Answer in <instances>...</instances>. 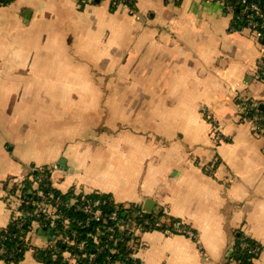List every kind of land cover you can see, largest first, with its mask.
Segmentation results:
<instances>
[{
  "label": "crops",
  "instance_id": "obj_1",
  "mask_svg": "<svg viewBox=\"0 0 264 264\" xmlns=\"http://www.w3.org/2000/svg\"><path fill=\"white\" fill-rule=\"evenodd\" d=\"M134 1V15L108 0L0 5V229L46 175L62 195L145 217L149 199L148 217L188 227L129 232L137 264H232L239 234L264 264V136L241 114L264 105V37L235 33L233 9L208 0ZM49 238L30 229L14 264H45Z\"/></svg>",
  "mask_w": 264,
  "mask_h": 264
},
{
  "label": "trees",
  "instance_id": "obj_2",
  "mask_svg": "<svg viewBox=\"0 0 264 264\" xmlns=\"http://www.w3.org/2000/svg\"><path fill=\"white\" fill-rule=\"evenodd\" d=\"M13 0H1L0 5H7ZM86 0H81L84 4ZM88 1V0H87ZM96 0H90L92 3ZM123 3L127 4L128 7L134 8V0H122ZM167 1V0H166ZM175 4H178L180 0H171ZM239 0L236 6L233 8L234 16L240 15L243 13V7L239 6ZM255 3L259 7H263L264 0H247V4ZM81 4V5H83ZM110 9L114 11L115 9L110 6ZM236 25L235 23H232ZM264 39H261L263 41ZM245 104H254L252 109L249 111L251 115L257 114L262 118L261 121L257 122L261 132L264 136V105L261 103H255L250 100H245L241 102V107ZM244 117H249L247 111L241 113ZM44 182L49 186V190L44 189ZM44 182H40V188H38L37 194L35 191L30 194L24 193L29 197V202L26 203L25 197H23L20 207H24L29 212H34L38 216H32L28 219L26 224H22L20 227H17V224H9L6 228L0 229V247L3 246L9 252L15 255V260L13 262H5V264H14L18 262L23 253H24V244L23 237L29 232L30 229L36 231H47L49 234V239L51 236H59L67 238V240L73 241V245L67 247L63 240H57L54 249L45 250L42 254H37L45 264H68L63 260L62 255L60 254L64 248L69 250L70 254L78 253L80 259H77V264H88L87 255L93 254L95 256V264H137L138 262L132 259L129 256L130 250L127 247L130 236L126 235L128 229L123 232L111 233L108 229L115 226L116 223L120 222L121 219L127 218L128 226L136 225L141 228L142 231H151V230H163L166 229L173 231L172 228L178 224V222L170 217H166L163 213H154L150 217H145L143 214L139 215L133 214V208L124 209L122 206L117 205L113 199L109 196H100V195H90L89 197L85 196L84 198L76 197L73 194L62 195L53 187H51L50 180L47 177ZM41 192L44 197H47L51 202L59 199L63 203L57 208L53 203L47 204L43 203L41 200ZM24 195V196H25ZM31 198V199H30ZM90 198L91 200L100 201L104 204H100L98 209L100 210L99 220H92L88 223L87 226H83L81 222H84L89 218V215L82 213L77 210V208L84 205V201ZM72 199V200H70ZM51 207H54V210H51ZM115 212L117 214V220L112 221L105 217V215ZM160 222L161 227H155L154 224ZM36 224V225H35ZM111 235V239L107 238V235ZM94 238H96L100 244L97 246H106V250L98 252L95 249ZM17 245V246H16ZM258 247L255 242L243 234L236 236L233 249L230 251L229 260L232 264H254L253 261L257 257ZM256 254H255V253ZM81 255H85L84 257Z\"/></svg>",
  "mask_w": 264,
  "mask_h": 264
},
{
  "label": "built area",
  "instance_id": "obj_3",
  "mask_svg": "<svg viewBox=\"0 0 264 264\" xmlns=\"http://www.w3.org/2000/svg\"><path fill=\"white\" fill-rule=\"evenodd\" d=\"M108 1L110 2V6L113 7L114 9H119V8L125 9L126 8V10L131 15H134L133 8L128 7L127 4L123 3L122 0H108ZM208 1L211 3L222 4L227 9H233L237 4V2H235V0H208ZM0 2H1V0H0ZM238 4H239V6L243 7V13L233 17L232 23H235L236 25L232 24L231 30L234 31L235 33H239V34L251 31L252 33H254L258 37L259 36L264 37V5H263V7H259L255 3L247 4V0H239ZM258 66L260 69L263 68L262 67L263 64H262L261 60L258 61ZM253 106H254V104L243 105L241 107V113H243L244 111H247L249 114V117H246L244 115V119L252 124L255 131L261 132L262 129L260 128L259 124H257V122L261 121L262 118L259 117L257 114L251 115L249 113V111L252 109ZM46 178H47L46 175H38L35 177V180L40 183V182H44ZM43 185H44L45 190H49V186H47V183L44 182ZM41 200L43 203H47V204H50V203L54 204L55 203L54 204L55 207H57L63 203L59 199H56L55 201L51 202V200L49 198L44 197L42 192H41ZM100 204H104V203L100 202V201L91 200L90 198H88L84 201V205L77 208V210L81 211L82 213L89 215V218L87 220H85L84 222H81V224H83V226H87L88 223L92 220H99L100 210L98 209V207ZM32 216H38V214H35L33 212H29L23 207L21 209L16 210L11 215L9 224H17V227H20L22 224H26L28 222V219L31 218ZM105 217L112 220V221L117 220V214L115 212H111V213L105 215ZM127 221H128L127 218H123V219H121L120 222L116 223L115 226L110 227L108 230L111 233L123 232L126 229H128V233L129 232L133 233L135 231L138 232L139 227L136 225L128 226ZM154 226L155 227H161L162 224L160 222H156L154 224ZM172 230L173 231L166 229V232L181 233L184 235L190 234L188 227L185 225H181V223L176 224L172 228ZM126 235L131 236L132 234H126ZM107 238L111 239L112 237H111V235L108 234ZM129 239H131V238H129ZM68 241L73 244V241H70V240H68ZM94 242H95V244H100V242L96 238H94ZM47 243H48L49 249L55 248V245H54L55 243L52 239L51 240L49 239ZM105 250H106L105 245L98 247L99 253L102 251H105ZM94 258H95L94 255H91V254L88 255L87 256L88 264H95ZM77 259H80L79 255L72 256L69 259V261H70L69 264H77V262H76ZM0 260L5 261V262L6 261L7 262H13L15 260V255L12 254L11 252H9L3 246H1L0 247Z\"/></svg>",
  "mask_w": 264,
  "mask_h": 264
},
{
  "label": "rangeland",
  "instance_id": "obj_4",
  "mask_svg": "<svg viewBox=\"0 0 264 264\" xmlns=\"http://www.w3.org/2000/svg\"><path fill=\"white\" fill-rule=\"evenodd\" d=\"M103 81L104 80H101V79H79V80H77V83H78V86L80 88L101 87L103 85V83H102ZM63 82H64V80H63ZM72 83H73V80H72ZM66 84L67 85L69 84V80H66ZM95 97H97V96H95V95H85V98H87V99H91V98H95ZM83 102H85V100ZM80 113L82 114L83 118H87V117L91 118V119L98 118L97 116L93 117V114H95L94 111L87 112L85 110L84 111L79 110V114ZM86 114H88V116ZM132 243H133L132 240L129 239V241L127 243V247H128L129 250L132 248Z\"/></svg>",
  "mask_w": 264,
  "mask_h": 264
},
{
  "label": "water",
  "instance_id": "obj_5",
  "mask_svg": "<svg viewBox=\"0 0 264 264\" xmlns=\"http://www.w3.org/2000/svg\"><path fill=\"white\" fill-rule=\"evenodd\" d=\"M100 0H96V2H99ZM154 207V202L152 200H145L144 205H143V209L146 213V217L149 216L150 212L153 210ZM159 209V208H157Z\"/></svg>",
  "mask_w": 264,
  "mask_h": 264
}]
</instances>
